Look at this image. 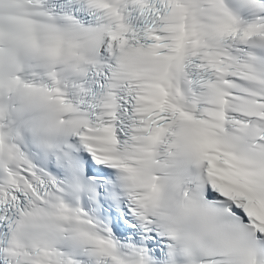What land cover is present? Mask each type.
<instances>
[{"label": "snow or ice", "instance_id": "1", "mask_svg": "<svg viewBox=\"0 0 264 264\" xmlns=\"http://www.w3.org/2000/svg\"><path fill=\"white\" fill-rule=\"evenodd\" d=\"M0 264H264V0H0Z\"/></svg>", "mask_w": 264, "mask_h": 264}]
</instances>
